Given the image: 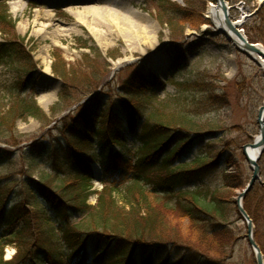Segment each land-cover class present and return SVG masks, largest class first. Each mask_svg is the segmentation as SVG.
Listing matches in <instances>:
<instances>
[{"label": "rangeland", "instance_id": "1", "mask_svg": "<svg viewBox=\"0 0 264 264\" xmlns=\"http://www.w3.org/2000/svg\"><path fill=\"white\" fill-rule=\"evenodd\" d=\"M0 1V13L10 16L16 22L15 30L7 36L19 39L24 44L35 66L32 80L26 86L27 78L22 71L23 66L8 60L0 61V107L8 109L14 98V91L27 90L26 94L34 95L49 122L42 124L33 118L19 120L13 139L0 140V199L6 202V213L19 202L28 204L29 210L34 207L44 208L54 220L49 225L59 234L63 224L43 198L36 199L35 183L46 182L55 189L66 183L64 178L68 174L63 175V171L55 169L60 172L57 175L50 157L53 150L68 147L71 137L69 134L64 135V131L71 126L69 123L78 108L88 100L99 95L104 97L105 94L110 100L109 103H117L115 108L118 107V94L124 92L123 85L128 76L135 72L132 78L134 82L145 72L146 75L156 76L157 81L162 84L152 86L138 103L144 104L148 109L166 101L162 112L168 115L176 112L175 101L180 99L183 112L192 118L194 126L201 128L199 131L203 134L198 140H194L183 161L209 154L213 149L216 150L211 152L213 160L217 158V154L223 155L220 164L214 165L215 170L212 173H208L201 180H194L184 190H203L206 199L203 197L201 204L205 206L212 201L211 195L207 194V197L206 192H218L220 198L228 203L226 226L231 232V239L230 244L222 249L217 244L213 245L208 237H204L201 229L192 230L190 222L180 213L152 206L160 214L159 233L164 235L162 237L178 239L179 244H185L194 250L209 251L210 258L222 264H256L254 252L247 239V224L238 211L237 199L253 174L242 153L243 147L254 143L260 135L257 116L264 103V70L249 56L235 50L229 38L223 32L216 31L212 22L206 18L208 5L210 2L216 3L215 0ZM224 1L230 9L232 22L238 23L245 16H249L242 27L246 36V27L252 28L253 35L258 33V24L255 21L261 22L260 30H264V6L259 10L260 0ZM87 6L97 9L98 12L88 11L78 17L64 11L67 7L77 10L76 7ZM163 6H166V11L183 10L184 17L175 18L177 13L172 11L164 14ZM169 21L173 24H169ZM261 35L264 39V31ZM6 39L0 32V43ZM258 44L264 47V40ZM54 54L59 55L56 57L58 59ZM119 61L124 62L115 69L114 65ZM56 64L64 66L68 76L72 77L68 81L69 86L66 87L53 74V66ZM160 67H163L166 80L156 75V69ZM97 81H102V84ZM18 82L24 84L20 89ZM200 82L218 86V94L227 96L228 104L222 106L204 101L194 87ZM106 83L111 85L106 86ZM187 84L189 88H182L181 85ZM65 90L71 95V99L67 98V101L62 97ZM109 113L110 108H107L106 115ZM64 118H68L66 122L62 121ZM196 137L197 135L192 136L194 139ZM134 142L135 138L128 137L125 145L97 143L95 151L89 150L86 153V160L91 162L93 170L89 206L95 207L103 194L117 209H124L123 212L130 209V203L138 196L133 191L129 193V190L137 185L128 181L115 190L106 187L102 191L105 184L101 180L104 169L111 164L113 152L126 160L131 159L132 163L139 162V145H134ZM230 157L234 161L232 167L227 169L225 162ZM260 166L261 182L256 184L252 192L256 188L264 187V160ZM226 170L237 178L236 182L231 183L233 187L226 185ZM239 186L242 187L235 188ZM145 187L148 191L152 190L151 185ZM29 188L33 191L28 192ZM261 192L257 197L252 196L249 216L253 221L254 238L264 254V191ZM155 196L160 200L167 199L158 194ZM149 198L154 205L155 197L149 195ZM172 203H175V199ZM72 214L76 216L74 211ZM8 216L7 214L5 219ZM75 216L71 219L72 223L80 225L79 220L83 215ZM254 216L259 220L257 223ZM2 225L4 226H0V236L4 242L9 243V236L18 227L5 229V222ZM16 243L17 241L12 242L4 248L5 261L14 259L17 254L24 257L29 252L21 243Z\"/></svg>", "mask_w": 264, "mask_h": 264}, {"label": "trees", "instance_id": "2", "mask_svg": "<svg viewBox=\"0 0 264 264\" xmlns=\"http://www.w3.org/2000/svg\"><path fill=\"white\" fill-rule=\"evenodd\" d=\"M165 8L166 6L162 9L164 14L172 11L177 13L175 18L184 17L183 10L166 11ZM255 22L258 24V33L253 35L252 28L248 27L246 33L251 42L260 43L264 40L261 35L264 30H260L261 22ZM171 23L169 21V24ZM15 27V20L1 12L0 32L8 40L0 43V61L8 60L23 66L27 86L32 80L35 66L24 44L19 39L7 36L11 35L10 32L15 30ZM173 32L175 33V29ZM54 57L59 55L54 54ZM134 73H131L124 83V92L118 94V107L115 108L117 103H109L107 94L104 97L99 95L78 108L69 123L71 126L65 128L64 135L69 134L71 141L65 149L53 150L50 162L57 175L60 174L57 170L63 171V175L68 174L64 178L66 183L58 189L46 182L35 183L36 199L43 198L63 224L58 235L55 228L49 225L54 220L44 208L34 207L29 210L28 204L19 202L6 213V202L0 199V226H4L2 224L5 222V229L18 227V230L9 236L11 242H4L0 236V264H222L210 258L209 251L194 250L185 244H179L178 239L176 241L169 238L171 236L162 237L164 235L158 230L160 214L152 206L180 213L190 222L192 230L201 229L203 236L208 237L213 245L226 248L231 239V232L226 226L228 203L220 198L218 192H206V196L211 195L212 201L205 206L201 204L205 198L203 190H184V187L194 180H201L208 173H212L215 170L214 165L220 164L223 155L219 153L213 160L211 152L216 151L213 149L209 154L199 155L184 162L189 147L203 134L199 131L201 128L194 126L192 118L183 112L180 99L175 101L176 112L168 115L162 112L166 101L148 109L144 104L138 103L152 86L162 83L145 72L133 82ZM53 74L61 79L66 87L69 86L68 81L72 77L68 76L64 66L54 65ZM74 80L76 78L73 82ZM33 82L36 85L34 80ZM97 82L102 84V81ZM23 85V82L17 83L19 89ZM181 86L184 89L189 88L188 84ZM194 87L204 101L222 106L228 104L227 96L218 94L217 89L220 88L215 84L200 82ZM19 92H13L14 98L8 109L0 107V140L13 139L19 120L33 118L42 124L49 123L34 95H27V90ZM62 97L67 101L71 95L65 90ZM107 108H110L109 115H106ZM67 119L62 121L66 122ZM193 135L197 137L194 139ZM126 137L135 138L134 145H139V162L132 166L130 160L122 158L120 154H114L112 166L105 171V181L117 189L122 182L130 178L131 183L137 187L130 188L129 193L133 191L138 197L130 203V209L126 212H123L124 209H117L103 194L95 207L89 206L92 170L90 161L86 160V153L93 151L97 143L125 145ZM263 160L264 154L261 161ZM233 161L231 157L226 159L227 169L232 167ZM226 171V185L233 187L231 183L236 182L237 178ZM150 185L152 190L148 191L145 186ZM31 191L33 189L29 188L28 192ZM261 191H264V187L256 188L246 198L245 209L248 214L252 196L257 197ZM148 194L155 197L154 205ZM155 194L167 199L160 200ZM72 211L76 216L83 215L79 220L80 225L72 223L71 219L75 216ZM7 214L9 216L5 219ZM254 220L256 223L259 221L255 216ZM16 241L29 249V252L24 257L17 254L11 261H5L4 248Z\"/></svg>", "mask_w": 264, "mask_h": 264}, {"label": "water", "instance_id": "3", "mask_svg": "<svg viewBox=\"0 0 264 264\" xmlns=\"http://www.w3.org/2000/svg\"><path fill=\"white\" fill-rule=\"evenodd\" d=\"M215 2L222 7L224 16L227 19V26L230 31L233 32L243 43L245 50H243L242 52L247 56H249V53L258 54L264 60V47L260 44L251 43L247 36L244 34V32L240 30V24L232 22V20L230 19L229 8L226 5V2L224 0H215ZM223 34L227 36L226 33L223 32ZM257 122L260 128L259 140H256L254 143L248 144L243 147L244 156L246 157L247 162L250 164L253 174L250 182L237 199V208L240 214L242 215L243 220L247 224V239L255 254L256 264H264V254L254 238L253 221L246 212L243 204L245 198L248 196L249 193L252 192L256 184L258 182H261L262 171L260 166V160L264 153V103L258 110ZM249 149H259V154L255 157H250L248 152Z\"/></svg>", "mask_w": 264, "mask_h": 264}, {"label": "bare ground", "instance_id": "4", "mask_svg": "<svg viewBox=\"0 0 264 264\" xmlns=\"http://www.w3.org/2000/svg\"><path fill=\"white\" fill-rule=\"evenodd\" d=\"M88 1H98V0H88ZM261 2L264 0H260ZM77 10H73V7H67L65 10L66 13H68L71 16H83L84 14H86L88 11H92V12H98L97 9H93L89 6L87 7H76ZM206 18L209 19L212 24L213 27L216 31H221L227 34V37L229 38V40L232 42L234 49L238 50L240 52H242L244 49L243 43L240 41V39L233 33L230 31V29L227 26V19L224 16L223 13V9L221 6H219L217 3H209L208 5V9H207V13H206ZM95 30V29H94ZM93 30V33L95 32ZM249 57L255 61L263 70H264V60L255 53H249ZM124 61H119L117 63H115L114 67L115 69H118L119 67L122 66ZM163 67L161 68H157L156 69V75L162 79V80H166L167 76L166 74L163 72ZM49 70V69H47ZM260 135L256 138V140H259ZM255 140V141H256ZM249 156L250 157H255L256 155L259 154V149H249Z\"/></svg>", "mask_w": 264, "mask_h": 264}]
</instances>
